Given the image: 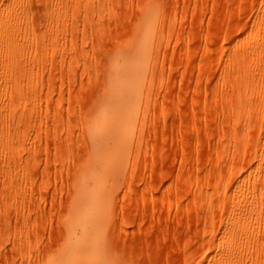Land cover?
Instances as JSON below:
<instances>
[{"label":"rangeland","instance_id":"1","mask_svg":"<svg viewBox=\"0 0 264 264\" xmlns=\"http://www.w3.org/2000/svg\"><path fill=\"white\" fill-rule=\"evenodd\" d=\"M0 264H264V0H0Z\"/></svg>","mask_w":264,"mask_h":264}]
</instances>
